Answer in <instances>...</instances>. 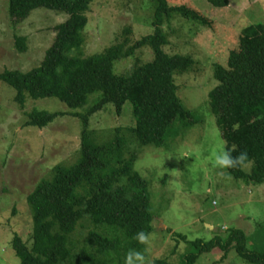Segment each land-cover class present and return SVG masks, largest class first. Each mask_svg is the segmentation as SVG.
Here are the masks:
<instances>
[{
    "label": "trees",
    "instance_id": "1",
    "mask_svg": "<svg viewBox=\"0 0 264 264\" xmlns=\"http://www.w3.org/2000/svg\"><path fill=\"white\" fill-rule=\"evenodd\" d=\"M214 7L228 0H207ZM93 0H9L8 16L13 23L26 20L36 9L65 14L55 27V37L43 60L26 72L6 70L0 81L15 91L14 101L23 110L27 99L56 98L72 110L84 113L32 110L27 126L43 129L55 118L70 115L81 120L79 160L72 166L56 165L50 177L38 182L26 201L32 213L31 244L15 234L12 249L21 264H121L129 249L145 252L146 245L134 236L150 234L153 215L148 183L134 170L137 153L128 148L130 140L140 147H163L172 130L197 123L193 112L177 96L175 72L184 73L193 65L188 56L168 55L161 27L171 15L209 25V21L186 6H170L167 0H154L152 33L130 45L125 33L103 52L83 56L86 14ZM149 45L154 58L134 66L127 75H116L114 63L133 57ZM19 52L26 50V38L15 37ZM217 86L207 95L208 106L227 147L233 155L246 151L253 161L250 169H226L229 176L246 184L264 183V24L245 27L237 50L230 52L227 66H216ZM98 94L92 105L89 97ZM125 102L131 104L134 125L118 127L112 137L97 143L89 129L90 117L107 105L121 114ZM84 229L87 232L84 233ZM178 235V234H177ZM186 241L189 249L181 264H195L200 255L219 249L227 258L234 250L246 264H264V223L256 226L249 247L240 229L209 241Z\"/></svg>",
    "mask_w": 264,
    "mask_h": 264
},
{
    "label": "rangeland",
    "instance_id": "2",
    "mask_svg": "<svg viewBox=\"0 0 264 264\" xmlns=\"http://www.w3.org/2000/svg\"><path fill=\"white\" fill-rule=\"evenodd\" d=\"M170 6H186L209 21L204 25L171 15L161 27L168 55L191 57L194 65L173 74L177 96L193 112L197 123L172 130L163 147H140L130 140L128 148L137 153L134 170L148 183L153 215L152 232L145 247V264H181L189 246L186 241H209L226 236L227 230L240 229L253 247V234L264 223V183L246 184L225 170L213 167L209 159L214 147L224 146L216 119L208 106V92L217 86L216 66H227L229 54L237 50L242 30L264 24V0H228L218 8L207 0H167ZM9 0H0V73L26 72L43 60L55 37V27L65 14L36 9L21 23L8 16ZM154 0H93L86 14L83 56L103 52L116 43L122 33L130 45L152 33ZM26 38V50L19 52L15 37ZM154 58L149 45L136 50L133 57L114 63L116 75L129 74L136 65ZM15 91L0 81V264H21L12 249L15 234L31 244L32 213L27 196L56 165L72 166L80 157L81 120L64 115L43 129L27 126L32 110L84 113L86 107L72 110L56 98L27 99L21 110L14 101ZM98 94L89 97L92 105ZM131 104L125 102L120 115L112 105L89 120L91 136L97 143L108 141L118 127H132ZM250 169V168H249ZM247 169V171L249 170ZM223 171V175L221 174ZM84 233L87 229L83 230ZM178 234V235H177ZM214 249L199 256L195 264H246L234 250L225 260ZM121 264H125V261Z\"/></svg>",
    "mask_w": 264,
    "mask_h": 264
},
{
    "label": "clouds",
    "instance_id": "3",
    "mask_svg": "<svg viewBox=\"0 0 264 264\" xmlns=\"http://www.w3.org/2000/svg\"><path fill=\"white\" fill-rule=\"evenodd\" d=\"M224 146L214 147L209 159L212 161L213 167L225 170V169H236L247 170L253 164V161L249 158L246 151L239 152L238 155H233L235 146L231 148L227 147V142H223ZM223 175V171H221ZM134 239L143 245H147L150 239V234L141 230L138 231ZM125 264H145V255L143 252L136 249H129L125 255Z\"/></svg>",
    "mask_w": 264,
    "mask_h": 264
}]
</instances>
